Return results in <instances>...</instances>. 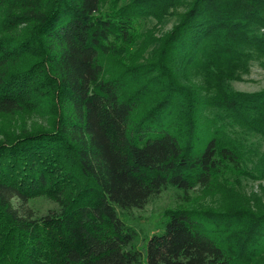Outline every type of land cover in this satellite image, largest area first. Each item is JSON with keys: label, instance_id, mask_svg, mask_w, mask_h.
<instances>
[{"label": "trees", "instance_id": "trees-1", "mask_svg": "<svg viewBox=\"0 0 264 264\" xmlns=\"http://www.w3.org/2000/svg\"><path fill=\"white\" fill-rule=\"evenodd\" d=\"M254 62L264 0H0V117L48 115L0 130V264H264L239 191L264 180V89L231 86ZM170 188L224 202L168 210L144 256L120 211Z\"/></svg>", "mask_w": 264, "mask_h": 264}, {"label": "rangeland", "instance_id": "rangeland-1", "mask_svg": "<svg viewBox=\"0 0 264 264\" xmlns=\"http://www.w3.org/2000/svg\"><path fill=\"white\" fill-rule=\"evenodd\" d=\"M174 24V20L167 21L164 30H169ZM152 24H150L151 27ZM231 86L234 90L242 92H256L264 89V68L254 62L250 73L243 76L241 81H233ZM48 115L46 109L41 108L36 112L28 114H13L10 116L0 117V130H18L19 128H31L34 126H45ZM0 131V138L2 132ZM257 141L262 151L264 152V140L254 139ZM240 193H245L246 196L253 198L254 195L264 198V180H244L243 186L239 189ZM190 200L181 198L180 192L177 189L170 188L164 190L159 196L150 200L147 206L143 209H134L131 212L120 211L121 217L129 225L139 232V237L133 242V247L140 249L146 256L147 239L155 234L160 233L165 228L167 221L166 212L176 208L200 209V207L215 206L216 203L224 202L223 196L219 193L202 192L189 193ZM259 197V198H260ZM260 198V199H261ZM18 205V202L15 201ZM27 207L31 208L38 217L44 216L50 211L59 210V205L47 198H35L27 203Z\"/></svg>", "mask_w": 264, "mask_h": 264}]
</instances>
